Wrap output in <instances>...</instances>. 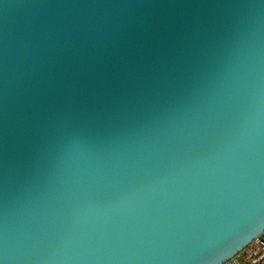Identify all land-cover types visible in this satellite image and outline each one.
Listing matches in <instances>:
<instances>
[{
  "label": "water",
  "instance_id": "95a60500",
  "mask_svg": "<svg viewBox=\"0 0 264 264\" xmlns=\"http://www.w3.org/2000/svg\"><path fill=\"white\" fill-rule=\"evenodd\" d=\"M260 229L264 0H0V264H220Z\"/></svg>",
  "mask_w": 264,
  "mask_h": 264
},
{
  "label": "built area",
  "instance_id": "2783aa9c",
  "mask_svg": "<svg viewBox=\"0 0 264 264\" xmlns=\"http://www.w3.org/2000/svg\"><path fill=\"white\" fill-rule=\"evenodd\" d=\"M225 264H264V233Z\"/></svg>",
  "mask_w": 264,
  "mask_h": 264
},
{
  "label": "snow or ice",
  "instance_id": "6c2138e0",
  "mask_svg": "<svg viewBox=\"0 0 264 264\" xmlns=\"http://www.w3.org/2000/svg\"><path fill=\"white\" fill-rule=\"evenodd\" d=\"M262 232H264V229H260L256 231V233L252 235L250 238H247V240L244 243H238L235 246L226 249L220 261V264H225V262L230 261L232 257H234L243 247H245L246 243L256 239V237L260 236Z\"/></svg>",
  "mask_w": 264,
  "mask_h": 264
}]
</instances>
